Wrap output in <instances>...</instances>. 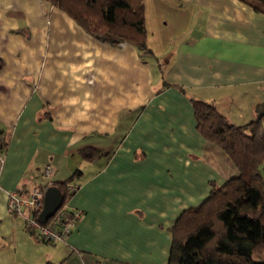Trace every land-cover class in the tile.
<instances>
[{
	"label": "crops",
	"instance_id": "0c3cea01",
	"mask_svg": "<svg viewBox=\"0 0 264 264\" xmlns=\"http://www.w3.org/2000/svg\"><path fill=\"white\" fill-rule=\"evenodd\" d=\"M144 2L151 51L141 54L96 40L43 0H0V129L8 137L0 150V264H167V253L160 261L154 252V222L137 214L135 201L136 186L151 179L163 192L165 167L153 165L158 180L148 176L147 160L135 161L133 146L122 144L128 132H187L197 141L192 99L213 103L234 124L252 120L264 103V13L241 0ZM192 146L205 172L192 176L198 188H182L168 228L207 196L210 180L237 174L218 146L202 138ZM91 147L99 153L89 160L81 152ZM156 147L144 148L145 157ZM76 169L71 207L82 216L65 241L36 237L8 210L9 192L58 185Z\"/></svg>",
	"mask_w": 264,
	"mask_h": 264
},
{
	"label": "trees",
	"instance_id": "16d2710c",
	"mask_svg": "<svg viewBox=\"0 0 264 264\" xmlns=\"http://www.w3.org/2000/svg\"><path fill=\"white\" fill-rule=\"evenodd\" d=\"M43 1L67 13L102 43L115 47L132 44L141 54L151 51L146 40L144 0ZM241 1L264 13V0ZM192 107L196 130L228 156L237 174L221 184L210 180L207 196L177 215L168 228L167 264H264V103L245 124L228 121L209 101L192 99ZM7 144L6 132L0 129V150ZM98 153L95 147L81 152L89 160ZM81 172L76 169L57 185L64 203L77 190H69L67 185L78 188L72 179ZM46 264L67 263L62 259Z\"/></svg>",
	"mask_w": 264,
	"mask_h": 264
},
{
	"label": "rangeland",
	"instance_id": "374dc122",
	"mask_svg": "<svg viewBox=\"0 0 264 264\" xmlns=\"http://www.w3.org/2000/svg\"><path fill=\"white\" fill-rule=\"evenodd\" d=\"M144 123H140L142 126ZM128 136L122 142L124 148L132 147V156L135 161L147 160L149 163L148 175L150 177H155L158 180V175L156 174V170H153V165L157 162H162L165 167L166 175L160 177V180L163 184V192L159 188V185L156 183L152 184V179L150 177L149 180L145 181L143 185L140 183L137 188V197L135 201L139 205L137 214L140 216L147 215V220L150 222H154L155 224V245L159 244V246L155 247L154 252L157 259L162 261L166 254V261L168 260L169 248H167V240H169V221L167 220L169 217L174 215L177 211L176 204L178 203V197L181 196L182 188L188 191H192L198 188L196 184V180L192 177L196 171H204L199 169V163L197 160H202L205 164V161L202 159L203 155L199 154V152L192 145L198 143V140H205L202 135L198 132L199 139L195 141L191 135L187 132H138L136 129L134 132H128ZM126 135V134H123ZM123 138V137H122ZM121 138V139H122ZM120 139V140H121ZM135 145H139L138 149L135 150ZM156 147L155 155L148 154L145 157V149H149L151 147ZM143 147V148H142ZM129 149V148H128ZM169 150V151H165ZM198 156L199 158L197 159ZM202 156V157H201ZM186 166V168H185ZM198 169V170H197ZM153 174V175H152ZM169 176V178H168ZM187 181V182H183ZM203 188H207V184L203 185ZM155 189V191H152ZM159 189L164 196V200L161 203L156 199L159 197ZM100 192V205L109 204V200L107 201V197L104 192L99 190ZM77 191L69 198L66 199L65 205L73 206V198L77 196ZM98 204V200H94L92 205L93 214L96 213V206ZM147 211H146V210ZM163 221V224L161 223ZM157 236H160V243ZM166 238V241L164 242ZM63 242V241H62Z\"/></svg>",
	"mask_w": 264,
	"mask_h": 264
},
{
	"label": "built area",
	"instance_id": "2783aa9c",
	"mask_svg": "<svg viewBox=\"0 0 264 264\" xmlns=\"http://www.w3.org/2000/svg\"><path fill=\"white\" fill-rule=\"evenodd\" d=\"M54 168L47 164L43 174L46 178L51 177ZM69 190H76L77 186L67 185ZM43 187L33 186L29 191H12L8 193L7 207L12 213L25 217L26 227L38 238L47 242L55 243L65 241L67 235L82 216L78 208L65 205L61 206L45 222L41 223L38 214L43 204Z\"/></svg>",
	"mask_w": 264,
	"mask_h": 264
},
{
	"label": "water",
	"instance_id": "95a60500",
	"mask_svg": "<svg viewBox=\"0 0 264 264\" xmlns=\"http://www.w3.org/2000/svg\"><path fill=\"white\" fill-rule=\"evenodd\" d=\"M63 193L55 184L45 186L42 208L38 214L41 221H46L63 203Z\"/></svg>",
	"mask_w": 264,
	"mask_h": 264
}]
</instances>
